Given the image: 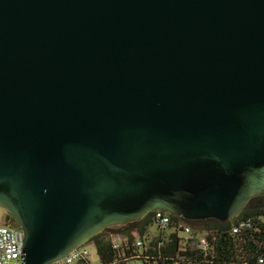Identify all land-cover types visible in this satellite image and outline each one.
<instances>
[{
    "label": "water",
    "instance_id": "95a60500",
    "mask_svg": "<svg viewBox=\"0 0 264 264\" xmlns=\"http://www.w3.org/2000/svg\"><path fill=\"white\" fill-rule=\"evenodd\" d=\"M263 194L264 0H0V209L21 264Z\"/></svg>",
    "mask_w": 264,
    "mask_h": 264
},
{
    "label": "trees",
    "instance_id": "16d2710c",
    "mask_svg": "<svg viewBox=\"0 0 264 264\" xmlns=\"http://www.w3.org/2000/svg\"><path fill=\"white\" fill-rule=\"evenodd\" d=\"M152 213H147L140 220L122 226V234L131 239L134 234L144 235L152 224ZM264 210L249 209L247 205L233 219L219 222L213 219L200 221H186L195 229L203 233L208 243L206 250L180 247L175 233L168 235V241L157 245V239H152L147 254L149 262L154 264H264V223L260 217ZM174 220L176 217L171 216ZM247 218L246 227L232 232L239 219ZM9 226L16 227L11 217L7 214ZM120 229V228H119ZM105 230L101 231L88 242L94 246L100 262L111 261L116 252L111 249ZM129 252H125L128 255Z\"/></svg>",
    "mask_w": 264,
    "mask_h": 264
},
{
    "label": "built area",
    "instance_id": "2783aa9c",
    "mask_svg": "<svg viewBox=\"0 0 264 264\" xmlns=\"http://www.w3.org/2000/svg\"><path fill=\"white\" fill-rule=\"evenodd\" d=\"M152 224L148 231L141 236L134 234L129 239L122 233H109L107 234V240L110 243L111 249H113L117 256L111 261L102 263L97 261V264H128L135 262L136 264H150L147 250L150 248V242L152 239H157V245L162 241H168V235L175 233L178 237V244L180 247L195 248L197 250H206L208 243L206 239L201 236V232L197 231L185 220L181 218L172 219L169 214L155 211L151 216ZM249 223V219H239L235 226L232 228V232H237L239 229L246 227ZM152 229V235H149V230ZM21 232L18 228L11 227L9 225L0 224V264H21ZM125 252H129L125 255ZM98 258V257H97ZM50 264H91L88 258V251L84 245L72 249L62 258L50 263Z\"/></svg>",
    "mask_w": 264,
    "mask_h": 264
},
{
    "label": "rangeland",
    "instance_id": "374dc122",
    "mask_svg": "<svg viewBox=\"0 0 264 264\" xmlns=\"http://www.w3.org/2000/svg\"><path fill=\"white\" fill-rule=\"evenodd\" d=\"M260 221L262 223H264V216H261L260 218ZM0 224L1 225H9L8 224V221H7V214L2 210L0 209ZM119 229V227L117 228H114V229H111V230H105V233L106 234H109V233H114L116 232L117 230ZM197 231H199V229H196ZM153 233V230L150 229L149 230V235H152ZM203 235V233L201 232V236ZM85 248L87 249L88 251V258H89V261L91 264H97V261H98V258H97V254L95 252V249H94V246L91 242H86L84 244ZM128 264H136L135 262H130ZM150 264H154V263H150Z\"/></svg>",
    "mask_w": 264,
    "mask_h": 264
},
{
    "label": "flooded vegetation",
    "instance_id": "af4514ba",
    "mask_svg": "<svg viewBox=\"0 0 264 264\" xmlns=\"http://www.w3.org/2000/svg\"><path fill=\"white\" fill-rule=\"evenodd\" d=\"M247 207L249 209H258V210H264V194L260 195V196H256L254 198H251L248 202H247ZM119 227V226H118ZM16 228V227H14ZM117 227H109L107 228V230H111ZM120 228V227H119ZM106 230V229H105Z\"/></svg>",
    "mask_w": 264,
    "mask_h": 264
}]
</instances>
